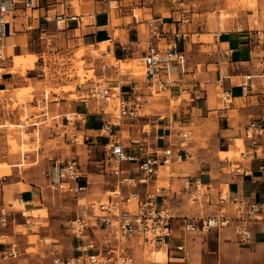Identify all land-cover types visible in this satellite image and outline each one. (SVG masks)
Listing matches in <instances>:
<instances>
[{"label": "crops", "instance_id": "0c3cea01", "mask_svg": "<svg viewBox=\"0 0 264 264\" xmlns=\"http://www.w3.org/2000/svg\"><path fill=\"white\" fill-rule=\"evenodd\" d=\"M7 4L9 8V3ZM222 5L227 8L223 21L220 10ZM257 6L258 10L254 11ZM10 8L3 38L6 58L0 61V92L11 87L31 86L34 97L29 103L35 107L43 104L42 109H47L41 114L33 113L32 117L54 113L52 118L64 119L68 114L73 121L75 115L79 116L80 127L77 131L84 133L85 139H90L92 149L104 148L111 143L116 134L108 136L103 128L104 121H110L112 117L103 114L101 105L95 100L70 99L69 94L64 91L51 92V96H47L39 85L46 80V74L41 71L42 58L52 67L57 55L69 57L82 46H94L85 55L87 64L93 66L99 76L107 73L114 76L112 83L122 80L125 81V89L132 86L142 93L140 114L148 116L144 110L150 101L148 98H153L154 95L147 93L142 79L129 80L128 75L117 73L116 70L115 73L111 72L114 66L112 61L119 60L120 68L123 67L126 73L131 72L137 62H143L147 47V19L159 18L166 23L165 28L180 29L185 33V37L179 40V47L185 54V62L180 68L184 83L166 91L178 98L189 95L190 99L182 98L184 104L179 112L167 111L165 115L156 113V116L148 120L152 137H148L150 134L145 135L134 146V152L132 149L126 150L142 157L148 152L174 144L172 147L176 152L181 141V131L191 127L193 137L187 147L189 155L181 160L175 159L168 173V165H161L159 174L152 183L135 187L126 185L124 190L126 193L138 190L142 196H146L148 192H156L160 204L168 207L175 216L174 234L167 243L149 244L143 241L168 250V264H264V135L249 139L245 132L249 121L264 120V77L254 76L251 80L252 87L247 93L242 89L244 75L258 72L259 56L264 54V46L257 44L256 31L264 29V0H249L244 3L236 0H118V5L114 7L109 5L108 0H34L33 7H26L22 1H16ZM136 9L141 10V16L137 20L133 14ZM59 14H65L66 18L58 22L55 18ZM72 15H79L80 20L68 18ZM184 17H189L190 21L179 25L177 21ZM114 20L117 21L116 24L113 23ZM101 45H106L101 50V55H94L91 51H100ZM21 55L28 56L21 62ZM109 55L111 62L108 65L105 57ZM211 65H215V69ZM18 69H23L25 74ZM220 75H223V80H220ZM193 80L196 81L198 93H181V87L193 86ZM225 90L231 92L229 102L224 101ZM21 93L18 92V95L22 96ZM155 100L158 101L154 97ZM6 104V100L0 99L1 117L11 114L4 109ZM12 113L11 117H19V111ZM143 132L151 131L143 129ZM243 140L245 151L241 154V159L228 156L229 152L236 153L240 145L243 146ZM54 157L64 159L63 156ZM35 158L34 163H37L38 156ZM12 159L6 146L0 142V161ZM50 160L45 172L39 175L16 173L9 176L10 169H4L5 166L1 165L6 175L0 187V202L6 203L7 199L16 198L34 206L33 210H24V215H39L38 212L43 207L37 206L42 201L56 214L51 219L50 228L41 229L45 227L43 224L39 227L41 242L55 239L58 244L50 242L46 257L37 255L32 260L33 263H52L58 255L76 254L81 245L92 240L99 241L104 247L140 240L130 237L121 241V237L100 226H91L84 235L74 234L67 226L68 221L78 215L85 203H81L78 198V207L71 209L64 205L63 193L53 189L45 175L53 165L51 158ZM10 166H20V163ZM137 167L138 161L123 164L128 174L137 172ZM87 180L88 189L89 176ZM196 181L208 187L211 202L202 199L194 200L196 205L189 203V192ZM160 182L164 184L160 185ZM186 182H190L191 189L185 187ZM21 183L26 186L22 188ZM221 194L237 196L247 204L263 205L260 212L262 219L255 221L253 239L249 244L239 241L232 224L212 228L207 232L184 230V217L199 218L217 214L220 208L217 199ZM228 210L230 215H235L232 205L228 206ZM45 217H48V211ZM0 233L11 234L7 230ZM10 236L14 237L13 234ZM113 237L118 241L113 243ZM15 240L0 243V250L7 248L8 243ZM126 245L130 247L136 264L139 242L135 246L133 243ZM178 245H183L184 251L177 250ZM24 259L26 258L20 257L0 264H26Z\"/></svg>", "mask_w": 264, "mask_h": 264}, {"label": "built area", "instance_id": "2783aa9c", "mask_svg": "<svg viewBox=\"0 0 264 264\" xmlns=\"http://www.w3.org/2000/svg\"><path fill=\"white\" fill-rule=\"evenodd\" d=\"M16 1H22L26 7H33L34 0H0V61L6 58L3 49V38L6 34L8 23V11ZM79 1V0H78ZM178 1V0H175ZM9 3V8L8 4ZM110 6L118 5V0H108ZM135 19L138 15L133 13ZM66 18L65 14L56 15V20L62 21ZM71 20H80L79 15L69 16ZM189 17H184L177 21L179 25L189 22ZM164 23L159 18L147 19V47L143 57L145 64V73L142 81L149 95L162 94L175 85L184 83L180 68L185 62V54L179 47V40L185 37V33L180 29L165 28ZM257 31V44L264 46V29ZM258 72L244 75L242 89L248 92L251 87V80L254 76L264 77V54L260 55ZM47 60L42 58L41 71L46 74L48 68ZM220 75V80H223ZM191 87H181V93L197 94L196 81H191ZM79 83V92L87 93L90 97H82L87 100L94 98L101 105L103 114L118 118L116 120L104 121L103 131L106 135H114V128L121 126V120L141 116L142 93L134 90L131 86L125 89L122 81H117L114 85H103L92 88L82 89ZM224 101L231 100V92H223ZM113 106L114 112L106 110V107ZM68 123H71L72 117L66 115ZM120 121L118 123L117 121ZM246 136L249 139H255L264 135V120H251L246 125ZM181 141L178 151L173 150V145L158 148L144 156H138L126 150L120 138H113L110 144L106 145V153L113 161L110 166L111 173L117 177L116 186L113 194L105 201L91 202L82 204L78 215L68 221L67 226L74 234L84 235L91 226H100L110 232H114L121 238L137 237L145 243L154 244L165 242L174 234V218L172 211L160 204L156 192H148L142 196L138 190L125 192L124 187L148 185L152 183L159 174L161 165H171L173 161L181 160L189 155L187 147L193 137L191 127H187L180 133ZM53 165L46 171L45 175L49 184L55 190L68 192L78 197L84 193L88 187V180L82 163L76 158L62 159L61 157L51 158ZM138 161L137 172L128 174L123 168L125 162ZM5 175H0V187ZM187 189H191L190 182L185 183ZM161 188V187H160ZM207 186L196 181L193 189L189 192L192 200L198 201L205 199L211 202L212 198L207 190ZM158 191V189H157ZM22 203L23 201L20 200ZM10 205H14L11 203ZM217 205L219 212L215 215L205 217H184V230L187 232H207L212 228H222L233 225L234 231L243 244H249L253 239L254 223L262 219L260 212L263 205L259 203L247 204L237 196L219 195ZM232 205L235 215H230L228 206ZM26 217L24 222L27 230L32 231L33 224L24 215V210H18ZM16 211L9 210L5 203L0 202V228L7 227L11 222L16 223ZM0 243L6 241L0 240ZM177 250L184 251L183 245H178ZM20 255L18 242L11 241L8 247L0 250V263L17 259ZM51 264H135L134 256L130 247L125 243L116 246L104 247L99 241H88L81 245L78 253L62 256H56Z\"/></svg>", "mask_w": 264, "mask_h": 264}, {"label": "rangeland", "instance_id": "374dc122", "mask_svg": "<svg viewBox=\"0 0 264 264\" xmlns=\"http://www.w3.org/2000/svg\"><path fill=\"white\" fill-rule=\"evenodd\" d=\"M246 1L249 0H236V2L239 3H244ZM222 6L220 10L221 20L223 21L227 14V8L224 7V5ZM257 10L258 6L254 9V11ZM136 14H138V16H141V10L136 9ZM128 20L131 19L128 18ZM113 23L116 24L117 21L114 20ZM104 47H106V45H101L100 51L98 50L91 52L96 56H100L101 50L105 49ZM92 49H94V46L89 48L82 46L74 51L72 55H69V57L57 55L54 58L55 62H53L52 67H48L46 70V80L42 83H39L41 89L45 91L47 96H51V92L59 93L61 91H64L69 94L70 99H80L82 97L90 96H88L87 93L82 94L78 91L80 88L78 87L79 83H83L82 89L88 87L92 88L100 84H115V82L112 83V81H114V76H109L108 73L103 76H99L96 74L97 72H95L94 67L87 64L85 55H87L86 53ZM26 56L28 55H21V62ZM35 59H37V56L35 57ZM105 59L107 61V64L109 65L111 62L110 55L106 56ZM112 64L117 68L113 66V71L111 72L115 73L116 70L117 73L120 72L121 74L128 75L129 80H131L132 78L142 79L145 73L144 63L140 61L137 62V65L129 73H126L127 71L123 67L120 68L119 61L113 59ZM215 67V65H211L212 69H215ZM136 70H141L140 75L138 74L139 76L134 75L137 72ZM18 71L22 74H25L23 69H18ZM54 72H57V75H54ZM20 91L22 92V96L18 95V92ZM221 96L222 91L219 94V97ZM33 97V88L31 86L27 88L11 87L9 88V90L0 92V99L6 100L7 103L4 109L7 110V113H11H8L9 115L2 117L0 115V142H2L6 146L7 153H9L13 158L11 161H0V175H5L3 173V168L1 165L5 166L4 169H10L9 176L16 173H18L19 175H26L28 173L39 175L40 173L45 172V169L48 167L47 162L51 161L50 158L54 156H63L64 159L76 157L85 168V174H87L86 177L89 176L90 178V187L85 191L86 193H82L78 197H75L68 192H62L64 195V205L71 207V209L76 208L78 207V198L81 203L85 204L107 200V198L111 194H113V189L115 187L117 177L113 176V174L111 173L110 166L113 164V161L109 159L110 156L106 153V148L104 147L92 149L90 147V139H85V134L77 131V129L80 127L79 116L77 115L74 116L75 118L72 123H68L65 117L64 119H62L63 117L52 118V115L54 113H50L49 115L41 117H32L33 113L37 115L41 114L43 111H47V109H42L44 107L43 104H41L42 106L37 107L32 106L29 101L33 100ZM154 97L155 99H158V101L155 100V102ZM154 97L148 98V101H150L146 104L144 110V112L147 113L148 116H141L134 119L124 118L121 120L122 127L118 126L114 128V133L116 134L114 138H120L125 148L132 149L133 152L134 146L138 144V141H142L145 135L150 134L148 137H152V128L148 123V120H150L151 117L156 116V113L158 112H161L162 115H165L167 111H169L170 113L179 112L181 106L184 104L182 98L185 97L190 99L189 95H184L183 97L178 98L175 94L171 95L170 91H165L160 95H154ZM90 100L95 99L91 98ZM15 110L19 111V117L17 118L11 117V115L14 114L12 112ZM106 110L110 112L115 111L113 106L106 107ZM111 117L112 120L118 119L114 118L113 116ZM35 122H38L39 125H35ZM117 122L120 123L119 120ZM146 123H148V125H145ZM176 124L179 125V123ZM192 126H194V124H192ZM143 129L150 130L151 132H143ZM244 151L245 145L243 140V146L240 145L236 153L229 152L228 156H230L231 158L235 157L241 159V154ZM36 155L38 156V162L34 163ZM221 155L227 156L226 154ZM24 162H26L25 165ZM14 163H20V166L9 167V165H12ZM171 167L172 165H168L166 167L167 173L171 171ZM93 172H98L101 175H96ZM162 184L164 183L160 182V185ZM25 186L26 185L24 183H21L22 188H24ZM188 200L191 205H196V202L191 198H189ZM11 203H14V205H10ZM5 204L9 210L16 211L15 214L17 220L16 223L11 222L7 227L0 228V232L7 230L11 234H13L14 237L11 238V234L3 235L5 233H0V240L9 241L10 239H16L15 241L18 242L20 247V255L18 258H26L23 260L26 264H35L32 262V260H35V257L37 255L46 257V253H48L49 246L51 245L50 242L58 244V241L55 239H46L44 240V242H41V231L39 227L40 224H43L45 225V227L41 229L50 228L51 219L54 218L56 214L50 211V206L47 203L43 204V202L41 201L40 205L37 206L43 207V209L38 212L40 217L37 214L27 215V218L33 224V229L32 231H30L27 230L25 225L23 224L26 221V217H24L18 210H33V204L28 205L26 203H21L20 200L16 198L7 199ZM47 211L48 217H45ZM71 212H74V210H71ZM38 231L40 233H38ZM120 240L123 241L125 239L121 238ZM117 241L118 240L114 237L112 238L113 243ZM138 242L140 245L139 252L136 254V264H168L169 259L163 263H154L147 261L146 259L148 253L163 246H151L149 244H145L142 239H140L139 241H125L126 244L133 243L134 246L136 245V243L138 244ZM58 249H60V247Z\"/></svg>", "mask_w": 264, "mask_h": 264}, {"label": "bare ground", "instance_id": "6f19581e", "mask_svg": "<svg viewBox=\"0 0 264 264\" xmlns=\"http://www.w3.org/2000/svg\"><path fill=\"white\" fill-rule=\"evenodd\" d=\"M117 61H119V60H117ZM144 66H145V64H144ZM137 73L140 75L141 70L137 71L134 75L139 76ZM34 124L39 125L38 122H35ZM146 259H147V261L154 262V263H163V262H166L168 260V254H167V251L163 248L157 249V250H152L150 253H148Z\"/></svg>", "mask_w": 264, "mask_h": 264}]
</instances>
